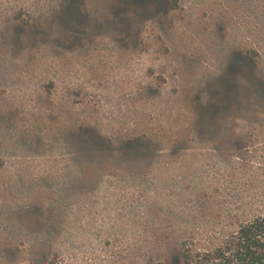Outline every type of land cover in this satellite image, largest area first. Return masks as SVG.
<instances>
[{
  "label": "rangeland",
  "instance_id": "1",
  "mask_svg": "<svg viewBox=\"0 0 264 264\" xmlns=\"http://www.w3.org/2000/svg\"><path fill=\"white\" fill-rule=\"evenodd\" d=\"M264 212V0H0V264H182Z\"/></svg>",
  "mask_w": 264,
  "mask_h": 264
},
{
  "label": "trees",
  "instance_id": "2",
  "mask_svg": "<svg viewBox=\"0 0 264 264\" xmlns=\"http://www.w3.org/2000/svg\"><path fill=\"white\" fill-rule=\"evenodd\" d=\"M180 259L182 264H264V212L239 224L220 240L183 241Z\"/></svg>",
  "mask_w": 264,
  "mask_h": 264
}]
</instances>
